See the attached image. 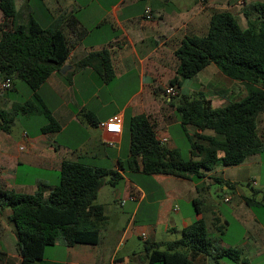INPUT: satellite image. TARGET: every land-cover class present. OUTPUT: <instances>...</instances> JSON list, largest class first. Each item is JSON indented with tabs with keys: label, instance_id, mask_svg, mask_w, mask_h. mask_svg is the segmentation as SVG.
I'll list each match as a JSON object with an SVG mask.
<instances>
[{
	"label": "crops",
	"instance_id": "obj_1",
	"mask_svg": "<svg viewBox=\"0 0 264 264\" xmlns=\"http://www.w3.org/2000/svg\"><path fill=\"white\" fill-rule=\"evenodd\" d=\"M29 1L20 0L19 6L15 4L24 18L33 15ZM97 1L101 6L100 0ZM125 1L111 3L109 9L105 8L100 16L95 17L87 12L90 0H39L37 7L43 20L34 18L40 24L49 25L59 13L73 11L87 33L74 41L64 63L69 68L64 73L53 72L39 88L60 129L43 133L44 119L32 111L18 112L10 130H0V185L18 192H34L40 184L52 186L58 178L63 159L117 169L122 173L115 190L106 199L97 201L104 205L107 216L98 242L72 246L58 242V257H45L52 263L129 264V260L135 259L139 264H145L144 254H118L122 240L126 243L134 233L140 235L142 231L150 240L174 239L181 235L185 225L199 218L205 220L215 250L236 247L244 254L245 261L252 262L264 255V211L263 216L258 218L256 208L243 201L244 194L238 184L234 192L223 190L226 185L220 186L216 198L211 189L216 181L211 175L239 182L249 164L259 163L260 157L247 161V156L229 171L228 166L216 164L198 179L120 168L129 155L126 123L130 116L137 114H145L155 123L156 134L167 138V146L178 147L181 152L184 148L187 157L191 155L174 106L169 103L170 98L166 96L167 103L161 104L158 93L164 94V87L178 76L174 49L187 35L205 34L210 14L222 10L223 3L230 5V0H205L202 4L198 0H145L142 7L138 5L139 0ZM146 7L151 9V19L144 16ZM223 9L230 10L228 6ZM1 15L0 11V18ZM104 47L111 52L115 70L110 81L100 79L91 66L73 70V65L89 51ZM68 71L69 82H66L63 75ZM202 71L206 72L209 85L218 89L213 94L218 107L227 104L231 95L224 86V82H228L225 75L214 64ZM178 78L181 86L177 87L176 95H190L184 92L183 79ZM135 80L138 88L127 92L128 86ZM199 92L195 90L191 93ZM31 94L24 81H14L0 93V110L13 112ZM208 99L213 105V98ZM86 111L92 114L95 124L87 120ZM114 113H120L123 118L119 135H111L97 125ZM16 121L22 123L18 130L13 127ZM187 131L191 134L193 128L187 126ZM48 175L52 178L49 179ZM226 195L230 196L228 200H224ZM236 195L239 199L235 204L228 207L220 204L221 201L230 202ZM258 208L264 209V206ZM0 213L8 218L10 209L1 208ZM9 223L0 219V264H20L17 237ZM234 223L241 229V234L231 237L228 232ZM157 235L164 237L157 238ZM10 244L12 249L8 247ZM193 257L199 264H210L209 254L195 253Z\"/></svg>",
	"mask_w": 264,
	"mask_h": 264
},
{
	"label": "trees",
	"instance_id": "obj_2",
	"mask_svg": "<svg viewBox=\"0 0 264 264\" xmlns=\"http://www.w3.org/2000/svg\"><path fill=\"white\" fill-rule=\"evenodd\" d=\"M241 1L244 26L230 10H215L210 14L207 32L185 36L173 55L181 79L195 77L214 64L223 75L241 82L244 94L227 98L222 107H214L200 92L170 97L189 143V157L183 156L178 147L161 143L156 138V125L147 115L130 116L126 123L129 155L125 164H120L121 169L198 179L216 164H238L264 149L258 126L259 114L264 113V2ZM0 11V82L9 79L12 85L22 80L32 92L13 112L0 110V130L8 132L18 112L35 111L44 119L41 131L56 132L60 124L39 88L53 72L60 71L74 41L83 38L87 30L73 11L59 13L47 26L33 15L24 18L14 0H0ZM86 66L93 67L105 82L115 75L111 52L105 47L89 51L72 68ZM68 73L63 75L66 82ZM178 76L169 84L180 87ZM84 115L95 124L90 112ZM187 126L193 128L191 134ZM211 176L221 187L226 185L235 191L237 181ZM58 177L54 185L40 184L34 192H18L0 185V209H10L8 218L15 227L20 264H56L46 260L45 250L59 236L66 246L96 244L107 218L104 205L95 201L98 191L104 183L116 186L123 175L117 169L63 159ZM196 187L199 189V185ZM242 199L252 207L264 206V192L261 199L255 195H243ZM143 245L146 264H199L193 257L195 253L209 254L212 264H225L220 257L245 261L236 247L211 251L212 241L203 218L185 225L177 238H145Z\"/></svg>",
	"mask_w": 264,
	"mask_h": 264
},
{
	"label": "rangeland",
	"instance_id": "obj_3",
	"mask_svg": "<svg viewBox=\"0 0 264 264\" xmlns=\"http://www.w3.org/2000/svg\"><path fill=\"white\" fill-rule=\"evenodd\" d=\"M117 0H100L101 2V6H99V3L97 0H90V5L88 6L87 12H89L90 14H92L95 17L100 16V14L103 13L104 9H109L111 3L116 2ZM176 1H181V0H176ZM186 1V0H184ZM191 2H194L195 0H190ZM255 1H263L264 0H247V2H255ZM16 6H19V2L20 0H14ZM39 0H30L29 1V9L31 10L33 16L41 21L42 16L40 11L38 10L37 4H38ZM126 3H129L130 0H126ZM198 2L200 3L201 1L198 0ZM203 2H201L202 4ZM230 5L223 3V6H221L220 8L223 9L224 6H228L229 9L232 11V13L235 15L237 21L239 22V24L241 26H244L245 23V19L243 17L242 14V1L241 0H230ZM62 6H64L63 3H61ZM145 4V0H139L138 5L139 6H144ZM56 5V6H55ZM55 7L58 8V4L55 2ZM53 6V5H51ZM137 7V5L135 6ZM45 26H47V23H44ZM225 78L228 79V82H224V86L227 88V92L228 94L231 95V97H229L230 99H234L237 98L241 95L244 94V88H243V84L241 82L232 80L226 76H224ZM147 82V81H146ZM209 79L206 75V72L201 71L199 72L195 77L192 78H186L183 79V87H184V92H188L190 93V96H193L194 94L191 93L193 91H201L200 93L203 94L204 92V96L208 97V98H213V106L214 107H218L217 102L215 101L213 94L214 91L217 92L218 89H215L214 86H210L209 85ZM138 85L136 80L133 81L131 83V85L128 86V91L129 92L131 89H137ZM206 90V91H204ZM161 91V90H160ZM173 97H176L173 96ZM158 101H160L161 104L167 103L166 101V96L162 93L159 92L158 93ZM40 120L42 118H39ZM258 121H259V132L262 135L263 138V142H264V113L259 114L258 117ZM22 123L20 121H16L15 126H13L15 128V130H18L21 128ZM182 155L187 157V151L186 149L182 148ZM261 158L259 163H253V164H249V168L247 170H245L246 172H244V176L239 180L238 185L240 187V190L242 191V193L244 195H255V197L257 199H261L263 192H264V149L256 154H251L249 155V157H247V161H250V159L252 158ZM222 166V165H221ZM223 166H228V171L231 169L236 168L235 165H223ZM52 175V174H51ZM53 176V175H52ZM49 179L52 178L51 176H49ZM59 177L57 178V180H55V182L53 183H57ZM118 186V185H117ZM115 186V187H117ZM115 187L110 185L109 183H105L103 185V189L101 191V195L100 197H96L95 201H98V199H106L109 194H111L112 191L115 190ZM219 188H220V184L218 182H214L211 185V189L212 192L215 193V197H218V194L216 192L219 193ZM224 190L230 191V189L226 188ZM239 199L238 195L235 196V198L233 200H231L230 202H226V201H221L220 204L224 207H228L230 205L235 204V202ZM113 202V200H112ZM7 209H9V207H6ZM256 208V215L258 218H261L263 216V211L264 209H260L258 207H254ZM0 219L9 223V219L5 216L4 213H0ZM9 220V221H8ZM12 222V221H11ZM10 224V228H13V230H15V227H13V222L9 223ZM8 232L10 233L11 230H8ZM229 235L232 236H238L239 234H241V229L236 225V223L232 224L231 227L229 228ZM227 234V236H228ZM164 236L162 235H157V238H163ZM144 237L141 235H138L137 233H134V235L131 237V239H129L126 243L122 240L121 244L119 246L120 250L118 252L119 253H128L129 255H133V252H135L136 255H138L139 253L144 254ZM112 241H114V238L111 239ZM58 242H62L61 237L59 236V238H57L56 242L54 244L48 245L46 247L45 250V257L46 258H50V257H58ZM9 249L13 248V245L10 244ZM106 247V245H105ZM215 248L212 247V250H214ZM120 255V254H119ZM244 254L241 253V257L243 258ZM219 260L225 264H264V255L261 257H257L255 258L252 262H247V261H243V259H239V260H233L229 257H220ZM213 259L209 257V263L212 264ZM129 264H139L137 262V260L135 259H131L129 260ZM146 264V262H145Z\"/></svg>",
	"mask_w": 264,
	"mask_h": 264
},
{
	"label": "built area",
	"instance_id": "obj_4",
	"mask_svg": "<svg viewBox=\"0 0 264 264\" xmlns=\"http://www.w3.org/2000/svg\"><path fill=\"white\" fill-rule=\"evenodd\" d=\"M201 2H204L205 0H200ZM144 16L146 19L152 18L151 9L149 7H146L144 10ZM11 85V81L9 79H5L0 82V87L5 90L8 89ZM164 94L168 98L175 96L177 94V87L172 84H168L164 87ZM122 122L123 118L120 113H114L110 118H108L105 121L99 122L97 125L104 129L107 133H110L111 135H119L122 131ZM156 138L159 139L161 143H165L167 141V138L165 136H159L156 134ZM230 198L229 195H226L224 197V200H228ZM141 236L144 238L147 237V233L145 231H142L140 233Z\"/></svg>",
	"mask_w": 264,
	"mask_h": 264
},
{
	"label": "water",
	"instance_id": "obj_5",
	"mask_svg": "<svg viewBox=\"0 0 264 264\" xmlns=\"http://www.w3.org/2000/svg\"><path fill=\"white\" fill-rule=\"evenodd\" d=\"M68 68H69V65H63V66L60 68V71H61L62 73H64L65 70L68 69Z\"/></svg>",
	"mask_w": 264,
	"mask_h": 264
}]
</instances>
